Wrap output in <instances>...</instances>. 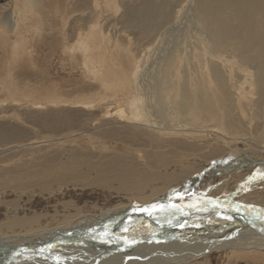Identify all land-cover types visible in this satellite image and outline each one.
I'll use <instances>...</instances> for the list:
<instances>
[{
    "label": "rangeland",
    "instance_id": "obj_1",
    "mask_svg": "<svg viewBox=\"0 0 264 264\" xmlns=\"http://www.w3.org/2000/svg\"><path fill=\"white\" fill-rule=\"evenodd\" d=\"M96 1L0 0V247L71 232L102 240L138 229L155 213L177 206L188 213L207 200L264 209V115L254 69L222 70L225 91L177 82L165 70V41L153 45L158 50L139 42L136 27L123 28L129 0H115L111 9ZM194 68L179 75L193 77ZM220 91L242 122L224 132L212 113L195 108L198 99L216 103ZM119 108L126 119L114 113ZM148 119L201 137L165 136ZM181 216L165 224L171 228ZM13 220L29 223L10 226ZM260 251L226 249L179 264H264Z\"/></svg>",
    "mask_w": 264,
    "mask_h": 264
},
{
    "label": "bare ground",
    "instance_id": "obj_2",
    "mask_svg": "<svg viewBox=\"0 0 264 264\" xmlns=\"http://www.w3.org/2000/svg\"><path fill=\"white\" fill-rule=\"evenodd\" d=\"M114 1L115 0H101V3L105 4L107 7L106 9H111V5ZM128 2L130 5H128L126 16L124 15L125 21L123 20L126 27L124 26L123 28L136 27L140 43L148 42L153 46L160 42L162 43L164 40L168 48L165 51V56H167L165 70L171 69V72L175 74V79L177 77V82L179 80L180 83H214L216 89L225 91L227 82L222 70L231 73L232 70H234L233 67H235L240 72L246 74L248 73L247 67L252 68L254 69L253 71H255L253 74L257 76V87L260 88L256 105L261 116L264 115V0H129ZM179 6L181 7L175 12V8ZM121 11L123 12V10ZM179 15H183V22L182 25L177 28V24L180 21ZM195 23H198V26ZM120 24L123 23L121 22ZM197 27H199L198 31ZM127 31L129 30L127 29ZM168 33H172L171 37H169L170 39H164ZM84 46L83 49H80L81 53H85L89 45L87 47ZM153 47L158 49L157 46ZM217 47L223 48V55L215 53L214 49ZM156 48H154V50ZM235 56L240 59L241 62L238 61L240 64L242 63L243 66L242 64L239 66L238 61L233 59ZM83 57H85V55ZM136 63L133 65H136ZM131 65L132 64H130V66ZM186 65L195 66L194 76L184 79L182 77V68ZM140 75L142 74H139V76ZM136 81H138L137 78ZM133 83H136L135 79ZM16 93L12 91V94ZM175 95L176 94H174V96ZM30 96L31 95H29V97ZM195 97L199 98L198 95H194V98ZM195 103L196 106H194L196 109L213 114L217 122L215 124L221 128L220 130H223L222 132L236 128L238 123H240V126L242 125L239 118H234L235 115L233 112L235 111V107L227 93H221L220 91L219 100L214 104L199 99L195 101ZM254 104L255 103H253V105ZM89 106L92 105L90 104ZM216 107L223 109L221 113H216ZM254 112L255 109L252 115L253 118H255ZM114 113H117L118 118L120 117L119 119H126L123 109L119 108V110ZM152 116L153 115L150 114L148 118ZM263 118H261L260 123H262L261 121ZM147 123L149 126L154 124L157 126V129L166 132L165 136L185 137L187 139L196 136L201 137L199 133L183 128L184 126L175 128V125H172L164 128L162 127L163 125H160L158 122L152 123L150 119H148ZM199 154H201V152ZM159 156L160 155L156 156V160H158L157 157ZM147 159L152 161L150 158ZM107 168L110 170V167L107 166ZM118 174L123 176L122 173L118 172ZM133 174V171H129L125 175L128 176ZM214 200H205V205L198 204L195 208L189 210L188 213L183 212L181 210L182 208H179V206H177L178 208L173 207L166 212L153 213L154 215L150 216L146 222L139 224L142 228L139 227L136 230H129L130 228H127V225V229L125 231L123 230L124 232L120 235L103 236L102 240H97V238H95L96 235L94 236L93 233L91 234L96 240L90 239L88 235L83 233L71 232V234L68 233L64 238H36L30 239L27 243L18 245L11 242L6 246L0 247V261L3 260L4 262L6 259V264H132L141 261H150L148 264H179L187 260L199 259L213 252L224 251L226 249L232 251H247L250 249L254 251L258 250V252L264 250V209L244 207L228 200ZM224 206L229 207L226 209ZM221 208L225 210H221ZM232 210H235L234 212L238 214H235ZM221 212L224 214H221ZM180 215H182L180 217L182 220L174 223L171 228H168L171 223L170 225H166L165 223L168 221L166 218L172 216V220H174ZM76 217L78 216H73L68 219V221L70 222L72 219L76 220ZM257 217L260 219H257ZM27 223H29V221L19 220L16 222V220H13L10 221L9 225H22ZM33 230L34 229H30L28 232H32ZM122 244L125 245L122 246ZM238 248H240V250Z\"/></svg>",
    "mask_w": 264,
    "mask_h": 264
},
{
    "label": "water",
    "instance_id": "obj_3",
    "mask_svg": "<svg viewBox=\"0 0 264 264\" xmlns=\"http://www.w3.org/2000/svg\"><path fill=\"white\" fill-rule=\"evenodd\" d=\"M6 262H7V260L5 259V261L3 263H1V264H6Z\"/></svg>",
    "mask_w": 264,
    "mask_h": 264
},
{
    "label": "snow or ice",
    "instance_id": "obj_4",
    "mask_svg": "<svg viewBox=\"0 0 264 264\" xmlns=\"http://www.w3.org/2000/svg\"><path fill=\"white\" fill-rule=\"evenodd\" d=\"M152 207H153V209H155L157 206L156 205H153Z\"/></svg>",
    "mask_w": 264,
    "mask_h": 264
}]
</instances>
